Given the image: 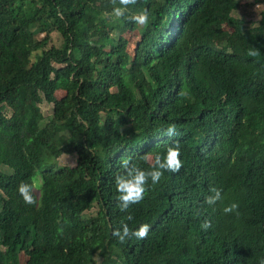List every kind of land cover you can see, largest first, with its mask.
I'll list each match as a JSON object with an SVG mask.
<instances>
[{
    "label": "trees",
    "instance_id": "16d2710c",
    "mask_svg": "<svg viewBox=\"0 0 264 264\" xmlns=\"http://www.w3.org/2000/svg\"><path fill=\"white\" fill-rule=\"evenodd\" d=\"M241 2L137 0L101 19L110 0H0V264L21 251L26 264H264V10L248 25ZM143 9L147 27L130 20ZM126 33L138 36L132 48ZM205 98L206 123L231 130L222 139L201 124ZM173 144L182 168L149 181L127 221L114 184L122 160L148 170L145 157ZM225 160L231 173L246 166L228 185ZM21 182L37 185V203ZM212 187L223 200L210 207ZM122 222L150 231L120 243Z\"/></svg>",
    "mask_w": 264,
    "mask_h": 264
},
{
    "label": "clouds",
    "instance_id": "9594fccd",
    "mask_svg": "<svg viewBox=\"0 0 264 264\" xmlns=\"http://www.w3.org/2000/svg\"><path fill=\"white\" fill-rule=\"evenodd\" d=\"M110 3L113 5L112 11L110 13L105 12L101 14V19L111 17H122L128 10L129 6L135 5L137 0H110ZM150 12L147 9H143L136 14H133L130 17V20L142 27H147L149 24ZM174 21L171 20L169 24L168 33L169 36H174L171 26L173 27ZM163 43V42H162ZM251 57L259 56L261 53L258 48L251 47L247 53ZM213 109V102L205 98L204 106L201 112V124L205 129H215V139H222L225 135L230 133V128L224 124L220 123L215 128H212L206 123L208 114ZM166 133L168 136H173L176 134V125L169 124ZM209 139V137H208ZM180 149L177 145L173 144L169 146L166 150V154L161 156L160 154L155 155L154 157H145L146 160L150 161L149 169H142L136 164L132 163L131 157H126L122 160L121 166L125 169L123 174H117L115 177V189L118 193L117 197V207L121 212H128L126 216L127 221H132L133 216L129 212V209L132 205L140 203L145 196L147 190L146 186L149 181L153 185L158 184L161 178L164 176L165 171L176 173L182 168L183 164L180 159ZM232 161H222L218 164V175L224 185H228L232 178L236 175L242 174L246 171V166L237 164L232 173L229 171V165L234 164ZM233 174V175H232ZM37 185L34 183L21 182L17 187V192L22 197L23 201L26 204L32 205L37 203L38 193L36 191ZM209 195L205 196L204 203L208 206H214L217 202L222 201L223 197L221 195V190L212 187L209 189ZM238 208V205L233 203L228 207L224 208L225 213H230L235 211ZM211 226V222L207 219L201 224V228L207 230ZM63 229H58V232L62 233ZM150 231V226L148 224H141L137 229H132L127 223L122 222L120 228L113 230L112 236L115 237L120 243H125L127 240L133 238L144 239L147 237L148 232ZM25 253L23 251L19 252L17 255V264H20V255ZM26 257L25 264L27 263L29 257Z\"/></svg>",
    "mask_w": 264,
    "mask_h": 264
},
{
    "label": "rangeland",
    "instance_id": "374dc122",
    "mask_svg": "<svg viewBox=\"0 0 264 264\" xmlns=\"http://www.w3.org/2000/svg\"><path fill=\"white\" fill-rule=\"evenodd\" d=\"M241 5H242L241 13H243V15L245 16V19L248 25H252L255 22H257L259 18V14L264 10V3L255 5L252 3V0H242ZM237 14H238V11H235L232 13V16H235ZM224 29H227L226 26H224ZM125 37H127L130 41V44H131L130 48H132V45H134L135 41L138 40V36L133 33H126ZM250 38L253 41H258L259 34L257 33L250 34ZM128 50L131 53V49H128ZM55 94L58 99L64 96V92L62 91H57ZM52 109H53V106L50 104L42 103L40 105V110L44 117H48L52 115ZM58 162L62 166H73L75 164V156H64L63 155L59 158ZM25 261H26L25 255L21 254L20 264H25Z\"/></svg>",
    "mask_w": 264,
    "mask_h": 264
}]
</instances>
